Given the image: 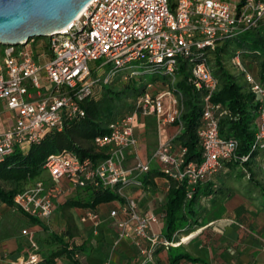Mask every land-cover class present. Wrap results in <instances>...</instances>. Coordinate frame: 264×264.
I'll return each mask as SVG.
<instances>
[{
	"label": "built area",
	"instance_id": "1",
	"mask_svg": "<svg viewBox=\"0 0 264 264\" xmlns=\"http://www.w3.org/2000/svg\"><path fill=\"white\" fill-rule=\"evenodd\" d=\"M264 20V0H90L78 16L63 30L46 36L49 59L38 63L21 44H3L0 52V162L16 148L26 153L53 130L60 131L66 121L85 115L82 102L92 95L93 87L121 74L138 75L130 69L140 63L144 72L158 73L169 79L145 89L133 101L132 109L111 121L108 131L96 135L94 145L105 156L80 157L63 149L46 156L45 178H37L13 197L14 208L40 220L48 219L55 201L71 188L90 182L118 194L129 185L141 186L139 176L156 161L163 176L184 183L186 198L196 186L213 176L224 160H246L251 152L264 149V83L245 66V49H237L231 64L242 74L258 101V123L249 152L236 154L238 141L219 134L221 104L212 101L217 79L206 50L218 41L231 40L241 33L257 29ZM103 58L97 71L89 63ZM180 60L189 62L191 80L201 91V121L196 133L201 146L200 163L186 161L185 147L160 140L150 157L137 155L138 137L134 132L137 115L152 116L158 128L177 123L181 111V93L173 87L175 67ZM106 64L111 67L104 71ZM99 70H102L98 73ZM95 73V74H94ZM103 74V78L100 76ZM159 89V91H157ZM179 133V132H178ZM133 154L134 163L126 165ZM116 236L113 244L129 239L154 264V250L180 244L152 230L162 223L164 214L139 206L134 197L124 196L122 205L110 209ZM91 221L97 228L100 215L86 209L80 221ZM22 233H26L25 230ZM40 260L31 253L22 264ZM108 263V260L105 264Z\"/></svg>",
	"mask_w": 264,
	"mask_h": 264
},
{
	"label": "trees",
	"instance_id": "2",
	"mask_svg": "<svg viewBox=\"0 0 264 264\" xmlns=\"http://www.w3.org/2000/svg\"><path fill=\"white\" fill-rule=\"evenodd\" d=\"M239 36L242 37L238 38ZM37 38L39 37L28 39L25 47ZM235 38H238L242 45L233 50L229 60L235 50L245 49L242 60L244 56H250L258 60L259 79L264 83V20L257 29L245 31ZM228 41L230 40L218 41L215 47L206 50L205 53L208 60L213 64V74L217 79V86L212 95V101L220 103L223 110L219 118V134L222 137L235 138L238 141L236 154L244 156L249 152L254 139V132L258 123L259 103L242 74L239 72V74L232 73L225 65ZM142 75L143 73L133 76L127 75L129 81L123 83L122 86L119 84H100L103 91L99 98L95 97L94 86L92 95L82 102V107L85 110L83 117L66 121L60 131L53 130L47 133L41 141L32 144L26 153L16 148L3 162H0V181H3L8 186L4 188L0 184V200L14 207L13 197L24 189L26 185L42 177L43 164L46 156L50 153L67 149L74 151L80 157L103 158L105 156L104 152L96 148L93 139L96 135L107 132V125L111 121L123 116L132 109L134 99L145 89V84H142L141 87L137 86L139 81H141L140 77ZM117 76H123V74L120 73ZM241 79L243 80L242 83ZM168 81L169 79L161 76L159 84ZM173 87L182 95V107L179 120L177 121L181 128L179 133L175 135L173 143L177 147L186 148L184 154L186 161H193L198 164L202 159L201 146L196 133L201 121V91L194 86L191 80L189 62L187 60H180L175 67ZM129 90H132L130 100L122 99L127 96ZM257 152H251L246 160L237 158L224 160L221 168L213 176L196 186L190 198H186L184 183L169 179V187L163 205L164 222L162 235L167 239H172L173 233L183 232L182 230L186 228L190 221L194 222V218L200 208L201 197L210 195L212 190L221 192L224 180L220 178L226 169L229 170V174L230 172L234 174L233 180L241 181V178L245 177L246 186L252 187V189L257 188L260 192L258 195L259 202L264 206V185L255 179V172L250 166ZM235 167L236 169H234ZM157 174L163 175L160 167L159 169H149L141 187H145L151 181L150 177ZM203 183L206 184L201 186ZM75 190H79L77 193L86 191L87 194L82 198L73 196L69 199H64L62 203L65 206H86L95 211L94 206L100 202L118 200L121 202V206L124 201V198L116 191L109 188L94 187L90 182L83 187H77ZM120 206H113L111 209ZM30 218L35 221L38 220L33 217ZM52 236L62 244V252L73 259L75 251L83 248L82 246L64 243L57 234H52ZM171 248H180V244L170 246L167 249L170 264H175L182 257L190 261L204 262L202 258L192 256L184 251L177 255H172Z\"/></svg>",
	"mask_w": 264,
	"mask_h": 264
},
{
	"label": "crops",
	"instance_id": "3",
	"mask_svg": "<svg viewBox=\"0 0 264 264\" xmlns=\"http://www.w3.org/2000/svg\"><path fill=\"white\" fill-rule=\"evenodd\" d=\"M164 126H169L166 128L165 140V137L159 138L156 135L155 130L158 126L152 116H136L134 121V132L138 137L136 151L141 160H147L150 157L160 140L167 141L179 132V128L175 129L178 127L177 124L168 123ZM133 163L134 155L130 154L126 159V165L132 166ZM250 166L253 170L257 167L261 171V168L264 167V150H259L256 153ZM159 167L156 161L150 162V169H159ZM146 174L139 176L143 183ZM150 179L151 181L145 187L129 185L119 195L123 198L124 196L134 197L140 207L164 213L163 205L169 182L161 174L152 176ZM255 179L262 183L256 172ZM245 180V177L241 178L240 183L243 185L245 183V186L238 189L235 186L232 187L233 185L227 187L224 184L222 187H226L224 190L221 188V195L220 192L212 190L210 195L201 197L200 208L194 221L203 224L198 226L199 228L196 230H188L187 225L182 230L183 232L175 233L177 237H187L180 242V248H184L182 251L187 253L191 251L194 253L192 256L200 257L204 262L190 261L182 257L175 264H264V256L262 255V252L264 253V206L259 202V190L246 186L247 181ZM204 184L206 183L201 184V186ZM75 189L66 190L55 201L51 216L45 220L38 219L35 221L30 216L0 200V264H22L21 262L26 261L33 252H36L40 257V260L35 264H105L107 260V264H151L144 262V256L129 239H122L117 244H113L117 229L114 221L108 217V211L113 206H120L121 202L118 200L100 202L94 206V210L101 217V222L97 228L89 220L80 221L81 214L88 207H71L76 216L73 222V230H81L84 227L94 228L97 241L89 242L84 238L73 243L68 240L73 234V230H70L68 226L65 225L62 228L63 234L59 235L51 230L52 227H47V223L55 226V222L60 218V209L65 206L62 203L64 199L73 196L82 198L87 194L86 191L77 193L79 190ZM219 195L221 199H219ZM231 197L239 201V204L232 209L230 208L228 212L222 213L224 218H219V215H217L218 217L215 216L214 212L218 210V203L222 204L221 207H226L225 205L230 203ZM163 222L164 219L162 223L153 225L152 230L162 234ZM213 224L220 226V230L216 228L217 232L221 231L222 233L220 238L219 233H217L216 238H213L212 234L206 232V229ZM195 225L193 223V227ZM212 228L214 229V227ZM23 230L26 233H22ZM226 230L233 231L234 235L225 236ZM45 233L46 235H44ZM52 234H57L64 243L82 246L83 248L75 251L73 259L62 252V244ZM47 235H50L55 241H46L43 236ZM228 247L232 248L228 249ZM259 254L260 257H258ZM153 256L155 264H170L168 250L162 246L156 248Z\"/></svg>",
	"mask_w": 264,
	"mask_h": 264
},
{
	"label": "rangeland",
	"instance_id": "4",
	"mask_svg": "<svg viewBox=\"0 0 264 264\" xmlns=\"http://www.w3.org/2000/svg\"><path fill=\"white\" fill-rule=\"evenodd\" d=\"M242 36H239L238 38H240ZM238 38H235L233 40H230L228 41V44H227V53L225 54V58L227 60H225V65L229 68V70L234 73V74H239L238 71L235 69V67L231 64L230 60H229V57L230 55L233 53V50L236 49L237 47H239L240 45H242V42L241 41H238L239 39ZM4 47L3 44H0V51L2 50V48ZM26 48L27 50L31 53V55L33 57H35L36 61L38 63H45L48 59H49V50H48V47H47V38L44 37V36H41L39 38H37L36 40H32L30 43H28L26 45ZM2 52H0L1 54ZM1 56V55H0ZM103 61V58L101 59H98L96 61H91L89 63V65L91 66V68L95 69V71H97V68L98 66L101 64V62ZM243 62L245 63V66L246 68L258 79L261 81L260 78V74H259V62L256 58H252L250 56H244V59H243ZM111 67V64H106L104 65V67L102 68V70L104 69V71H106L107 69H109ZM212 68L213 67V64H212ZM130 69H137L140 71V73H143V66L142 64L140 63H134L131 67H128L126 68L123 72L126 73L128 72ZM102 70H99L98 73ZM95 74V73H94ZM156 76V78H154ZM101 78H103V74L100 76ZM154 78V79H153ZM141 81H139L138 83V87H141L142 84H145L147 81H153L155 84L154 85H160L159 81L161 79V75L158 74V73H152V72H144L143 75L140 77ZM242 80V79H241ZM240 80V81H241ZM129 81V78L127 75L123 74V76H115L113 78L110 79L109 82H107V85H120L122 86L123 83H127ZM243 82V80L241 81V83ZM100 84H104L103 82H100V83H97L95 85V97L99 98L102 94V91H103V88H102V85ZM163 84V83H162ZM132 96V90H129L128 91V94L126 97L122 98L124 100H130ZM121 103V102H120ZM122 108V107H121ZM169 126H160L159 128L157 127V129L155 130L156 131V135L161 138V137H165L164 140L166 139V136H165V132H166V128H168ZM175 129H178V127H175ZM87 145V144H86ZM143 155V154H142ZM143 161H145L143 159ZM153 165V163H152ZM253 166V164H252ZM254 167V166H253ZM236 169V167L234 168ZM255 172L257 175L260 176V180L262 181L263 185H264V167L261 168V171L259 168L255 167L254 168ZM47 175V172L46 170H43L42 171V178H45V176ZM221 180H224L223 182V185L226 184V186H230V185H233L232 187L235 186V188H239V187H243L245 186V183L243 185V183H240V181H236V179L233 180V176L234 174H232L230 172L229 174V170L226 169L224 171V173L221 174ZM246 179V178H245ZM244 181V180H243ZM246 181V180H245ZM233 183V184H231ZM0 184L4 187V188H7V184H5L3 181H0ZM28 186V185H26ZM225 186V187H226ZM225 187H222V189L224 190ZM234 189V188H233ZM222 191L219 193L221 195ZM218 196L219 199H221L220 197L221 196ZM220 201V200H219ZM218 210L216 212H214V215L217 216L219 215V218H224V215H221L222 213H224L225 211H229L230 208H234L235 205H238L239 204V201L235 200L233 197L230 198V203L225 205L226 207H221L222 204L218 203ZM218 217V216H217ZM75 218L76 216L74 215V212L72 210L71 207H63L62 209H60V218L55 222V226L51 225V224H46L47 227L49 226L51 228V230L55 233H57L58 235L59 234H63V227L66 225L68 226V228L70 230H73V222L75 221ZM195 222V223H194ZM192 222L190 221V223L188 224L187 228L188 230H196L197 228H199L198 226H200L201 224H203L202 222L199 223L197 222L196 220ZM193 223L196 224L194 227H193ZM216 223V222H215ZM217 224H213L212 226H210V228H207L206 229V232L208 234H212V237L213 238H216V235L217 233H219V238H220V235H222L221 231L220 232H217V229L219 228L220 230V226H216ZM214 227V229L212 228ZM217 228V229H216ZM94 228H88V227H84L82 228L81 230H73V234L71 235L72 237H70L69 239L66 237V239H68L69 241L71 242H75V241H80L82 239H86L87 241L89 242H94V241H97V236L94 235ZM187 231V230H186ZM228 234H231V235H234V232L233 231H230V230H226L225 231V236L228 237ZM46 235V233L44 234ZM222 237V236H221ZM43 238L46 240V241H49V242H54L55 239L52 238L50 235H47V236H43ZM175 239L179 240V237H176ZM39 248V246H38ZM229 248H232V247H228ZM218 249V248H217ZM182 250H184V248H171V254L172 255H177L179 254ZM189 254L190 255H194L193 252L189 251ZM262 255L264 256V253L262 252ZM254 256V255H253ZM258 257H260V254L258 255ZM257 257V258H258ZM259 261H261L260 259H258ZM253 261H256V260H253Z\"/></svg>",
	"mask_w": 264,
	"mask_h": 264
},
{
	"label": "water",
	"instance_id": "5",
	"mask_svg": "<svg viewBox=\"0 0 264 264\" xmlns=\"http://www.w3.org/2000/svg\"><path fill=\"white\" fill-rule=\"evenodd\" d=\"M90 0H0V44L25 45L67 27Z\"/></svg>",
	"mask_w": 264,
	"mask_h": 264
},
{
	"label": "bare ground",
	"instance_id": "6",
	"mask_svg": "<svg viewBox=\"0 0 264 264\" xmlns=\"http://www.w3.org/2000/svg\"><path fill=\"white\" fill-rule=\"evenodd\" d=\"M66 27H64V28H62V29H60L59 31H63L64 29H65ZM59 31H55V32H59ZM54 33V32H53ZM190 235V234H189ZM185 236V235H184ZM188 236V235H187ZM190 237V236H189ZM185 239H187V237H182L181 239H180V242H182L183 240H185Z\"/></svg>",
	"mask_w": 264,
	"mask_h": 264
}]
</instances>
